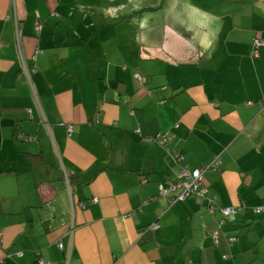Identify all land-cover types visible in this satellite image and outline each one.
<instances>
[{
    "label": "crops",
    "instance_id": "obj_1",
    "mask_svg": "<svg viewBox=\"0 0 264 264\" xmlns=\"http://www.w3.org/2000/svg\"><path fill=\"white\" fill-rule=\"evenodd\" d=\"M257 35L264 0H0V264H264Z\"/></svg>",
    "mask_w": 264,
    "mask_h": 264
},
{
    "label": "built area",
    "instance_id": "obj_2",
    "mask_svg": "<svg viewBox=\"0 0 264 264\" xmlns=\"http://www.w3.org/2000/svg\"><path fill=\"white\" fill-rule=\"evenodd\" d=\"M57 16L58 14H54ZM264 41L261 39L255 40V45L259 46ZM39 53V51H36V54ZM169 138L171 139V135H162L158 134L156 137H146L145 140L149 143H159L162 146L167 145ZM219 160H217L216 163H218ZM206 171V167L195 169L194 171H190L188 169H183V171L180 174V180L178 182L173 183L171 186L165 188L161 187V194L162 195H170L176 190H180L179 195L175 198L176 200H184L189 196H203L206 194L207 189L206 187H203L204 183V172ZM97 198H94V201H97ZM259 210H264V208H261ZM223 214L225 216H229L232 213H234L233 208H224ZM154 228H157V225L153 226ZM38 264H50L48 261H45L44 259H40Z\"/></svg>",
    "mask_w": 264,
    "mask_h": 264
},
{
    "label": "trees",
    "instance_id": "obj_3",
    "mask_svg": "<svg viewBox=\"0 0 264 264\" xmlns=\"http://www.w3.org/2000/svg\"><path fill=\"white\" fill-rule=\"evenodd\" d=\"M257 38L258 39H261V40H263L264 41V38L261 36V35H257L256 37H254V39H253V56L254 57H256V56H258V50H259V48H261L262 46H264V42L261 44V45H259V46H256L255 45V40H257ZM171 137H173V136H171ZM144 141H146L145 140V138H144ZM147 142V141H146ZM147 143H149V142H147ZM150 144V143H149ZM168 143H167V145H165L166 147H168ZM169 153H170V155H171V157L175 160V162L176 163H183L184 161V154H183V152H181V151H179V150H172V149H170V151H169ZM217 162V160L215 161V162H213V163H209V164H203V165H200V166H198L197 168H195V169H198V168H202V167H206V171L207 170H210V169H213V170H215L216 168H217V164L219 163H216ZM183 167H185V165H182V169H184ZM185 169H187V168H185ZM194 169V170H195ZM194 170H192V171H194ZM180 180V174H179V176H178V180H176V181H171L170 182V184L168 185V187L169 186H171L173 183H175V182H178ZM203 185V187H206V183H205V179H204V183L202 184ZM208 188V186L206 187V189ZM159 192H160V194H161V190L159 189ZM180 193V192H179ZM179 193H175V191L172 193V194H170V195H168V196H170L171 197V200L172 201H179V200H176L175 198L179 195ZM207 193H208V190H207V192H206V194L205 195H203V196H206L207 195ZM190 197H195V196H189V197H187L186 199H188V198H190ZM186 199H184V200H186ZM211 202H214V200H213V198H212V200H211ZM226 208H233L235 211H234V213H232L231 215H234L235 213H236V209L234 208V207H226ZM261 208H263V207H260V208H256V209H254V211H255V213H258V212H264V210H259V209H261ZM224 208H221V209H219V211L221 212V214H222V219H221V221H220V224H221V226L225 223V221H226V219L227 218H229L231 215H229V216H225L224 214H223V210ZM216 210H217V208H216ZM154 225H157V228H158V224L157 223H154V224H152L150 227L151 228H153L154 229Z\"/></svg>",
    "mask_w": 264,
    "mask_h": 264
}]
</instances>
